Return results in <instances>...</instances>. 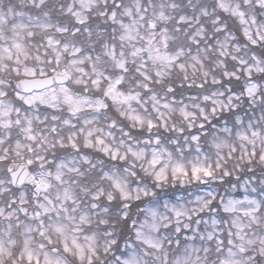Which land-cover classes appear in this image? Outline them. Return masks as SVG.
<instances>
[{
	"label": "snow or ice",
	"instance_id": "6c2138e0",
	"mask_svg": "<svg viewBox=\"0 0 264 264\" xmlns=\"http://www.w3.org/2000/svg\"><path fill=\"white\" fill-rule=\"evenodd\" d=\"M0 264H264V0H0Z\"/></svg>",
	"mask_w": 264,
	"mask_h": 264
}]
</instances>
